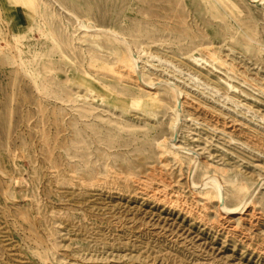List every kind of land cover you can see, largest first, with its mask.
Wrapping results in <instances>:
<instances>
[{
  "label": "rangeland",
  "instance_id": "374dc122",
  "mask_svg": "<svg viewBox=\"0 0 264 264\" xmlns=\"http://www.w3.org/2000/svg\"><path fill=\"white\" fill-rule=\"evenodd\" d=\"M0 264H264V0H0Z\"/></svg>",
  "mask_w": 264,
  "mask_h": 264
},
{
  "label": "bare ground",
  "instance_id": "6f19581e",
  "mask_svg": "<svg viewBox=\"0 0 264 264\" xmlns=\"http://www.w3.org/2000/svg\"><path fill=\"white\" fill-rule=\"evenodd\" d=\"M252 1H258V0H252ZM261 1V0H260ZM133 52V51H132ZM133 65H134V69H135V71L138 73V72H140V69H139V63H138V60H139V57L138 56H136L135 54H133ZM195 60H199L198 58H195ZM193 79H195L194 77H193ZM162 81V80H161ZM160 81V82H161ZM163 82V81H162ZM157 83V82H156ZM156 83H149L150 85H153V84H156ZM159 83V82H158ZM170 85H171V88L173 89V91H174V93H175V95H176V98H177V103L178 102H180V98L182 97V90H181V88H179L175 83H171L170 81L168 82ZM160 85V84H159ZM178 107V106H177ZM178 110V109H177ZM181 111V110H180ZM178 112V111H177ZM179 113V112H178ZM178 115H180V113L178 114ZM180 117H178V124L176 125V127H175V132L176 133H178L179 131H180ZM174 132V133H175ZM176 146V144L174 143L173 144V146ZM175 146H174V148H175ZM176 147H178V148H182V149H187V148H184V147H181V146H176ZM187 150H189V149H187ZM213 184V183H212ZM217 186V188L219 189L220 188V185L219 184H215V186L214 187H216ZM220 193H221V190H220ZM225 209V208H224ZM226 211H227V209H225Z\"/></svg>",
  "mask_w": 264,
  "mask_h": 264
}]
</instances>
